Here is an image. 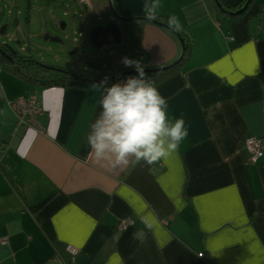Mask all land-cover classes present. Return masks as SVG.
Returning a JSON list of instances; mask_svg holds the SVG:
<instances>
[{"label":"crops","instance_id":"obj_1","mask_svg":"<svg viewBox=\"0 0 264 264\" xmlns=\"http://www.w3.org/2000/svg\"><path fill=\"white\" fill-rule=\"evenodd\" d=\"M50 1L83 29L115 14L134 18L121 24L130 32L110 69L78 72L103 77L134 68L123 57L154 68L181 55L174 31L136 19L146 14V0H75L79 8ZM239 1L159 0L147 15L163 24L175 15L190 44L181 65L156 83L169 117L183 115L188 136L153 165L120 171L94 162L86 141L101 111L94 84L33 86L0 68V234L8 237L0 264H264V0L229 16ZM31 88L43 128L14 130L8 101ZM246 136L262 140L256 162L243 147ZM146 209L158 223L141 244L132 233L144 228L138 213ZM123 218L132 223L118 231ZM67 244L78 248L73 257Z\"/></svg>","mask_w":264,"mask_h":264},{"label":"clouds","instance_id":"obj_2","mask_svg":"<svg viewBox=\"0 0 264 264\" xmlns=\"http://www.w3.org/2000/svg\"><path fill=\"white\" fill-rule=\"evenodd\" d=\"M159 7V0H146L144 10L154 16ZM169 23L180 30L175 15L169 18ZM122 63L125 67H134L137 74L111 84L105 77L93 85L102 90L101 111L90 124L86 141L95 163L107 162L111 170L129 171L138 165L166 160L178 152L188 136V128L183 115L169 117L167 98L148 78L140 61L123 57ZM138 215L144 228L136 229L132 239L143 244L147 232L154 230L158 220L147 209Z\"/></svg>","mask_w":264,"mask_h":264},{"label":"rangeland","instance_id":"obj_3","mask_svg":"<svg viewBox=\"0 0 264 264\" xmlns=\"http://www.w3.org/2000/svg\"><path fill=\"white\" fill-rule=\"evenodd\" d=\"M73 3L79 8L75 0ZM18 6L21 14L16 13ZM27 7L33 16L29 29L26 25ZM50 13H56L60 19L52 22ZM80 23V18L72 21L70 14L63 15L62 10L55 8V4L50 0H0V43L7 44L13 51L42 63L75 71H82L83 68L89 72L96 71L94 69H110L112 62L120 59L121 51L124 50L113 43L96 48L89 38L94 26L83 29ZM129 32L128 28L125 29L123 37L125 35V38H128ZM45 35L48 36L47 39H44ZM53 37L59 41H52L50 38Z\"/></svg>","mask_w":264,"mask_h":264},{"label":"trees","instance_id":"obj_4","mask_svg":"<svg viewBox=\"0 0 264 264\" xmlns=\"http://www.w3.org/2000/svg\"><path fill=\"white\" fill-rule=\"evenodd\" d=\"M219 3V0H216ZM246 0H241L238 3L234 4L233 6H229V10H233L231 12H235L239 8L243 6ZM231 12H226L229 16H235V14ZM148 17L147 14L141 16V18L136 19H143ZM149 18V17H148ZM157 20H160L159 18ZM161 21V20H160ZM172 31L177 34L179 39H182L181 42V56L170 63L169 67L162 69V70H148L145 71L152 81L158 83L159 81L163 80L165 77L173 73L181 63L187 58L188 54L190 53V44L189 40L186 35L181 30H176L170 23H166ZM0 68L6 69L19 78L23 79L27 84L33 86H51V85H60V86H81L86 87L93 85L97 82L91 81L88 75H85L81 72L72 70L70 68H65L61 66H56L53 64L42 63L35 58L30 56H26L24 54H19L18 52H13L6 44L0 43ZM135 69V68H131ZM128 70V69H124ZM120 70L118 72L124 71ZM114 74V73H113ZM107 75L103 76L102 79L108 77V82L124 79L129 75H136L135 72L131 73H123L118 74L117 76ZM101 79V80H102ZM100 82V81H99ZM98 82V83H99Z\"/></svg>","mask_w":264,"mask_h":264},{"label":"built area","instance_id":"obj_5","mask_svg":"<svg viewBox=\"0 0 264 264\" xmlns=\"http://www.w3.org/2000/svg\"><path fill=\"white\" fill-rule=\"evenodd\" d=\"M89 0H79L85 4ZM232 38V37H231ZM8 105L14 116V130L18 128H35L42 129L43 126L39 117L43 114V108L38 99L37 91L31 88L26 94L19 95L16 98L9 100ZM243 147L249 153V161L256 162L263 154L262 140L258 136H246L243 139ZM132 223L130 218H123L116 224V230L120 231ZM8 243L7 235L0 234V245ZM66 250L73 257L78 248L71 244L66 245ZM203 252H198V256H202Z\"/></svg>","mask_w":264,"mask_h":264},{"label":"water","instance_id":"obj_6","mask_svg":"<svg viewBox=\"0 0 264 264\" xmlns=\"http://www.w3.org/2000/svg\"><path fill=\"white\" fill-rule=\"evenodd\" d=\"M251 1L252 0H246L241 8H239L235 12H231V13H233L235 15L241 13L243 10H245L247 8V6L251 3ZM114 18L115 19L113 21L107 22L104 25H97L91 30V32L89 34V38H90V42L93 44V46H95L96 48H101L102 46L109 45L111 43L119 44V43H121L123 41L124 32H123L121 24L123 23V24L126 25L129 21L133 20L134 18L120 16L118 14H115ZM145 19L149 20V21L156 22V23H158V24H160L162 26H165L166 28L172 30L169 26H167V25H165V24H163L161 22H158V21H156L154 19H151V18H148V17H146ZM62 26H63V23H62ZM47 38H48V36L45 35L44 39H47ZM50 39L52 41H59V39L56 38V37H53V38H50ZM179 41L181 43L182 39H179ZM13 52H16V51H13ZM175 61H177V60H175ZM88 65L89 66H93L92 63H88ZM169 65L170 64L165 65V66L154 67V68H144V70L145 71H148V70H162V69H165V68L169 67ZM135 71H136L135 69H128V70H124V71H121V72H117V73L113 74V76H117L118 74H123V73H131V72H135ZM90 80L94 81V82L101 81V80H95V79H90Z\"/></svg>","mask_w":264,"mask_h":264},{"label":"flooded vegetation","instance_id":"obj_7","mask_svg":"<svg viewBox=\"0 0 264 264\" xmlns=\"http://www.w3.org/2000/svg\"><path fill=\"white\" fill-rule=\"evenodd\" d=\"M72 70H74V69H72ZM82 73V72H81ZM84 74V73H83ZM85 75H87V74H85ZM88 76H91L90 77V79H95V80H101L102 79V76H100V75H93V74H90V75H88Z\"/></svg>","mask_w":264,"mask_h":264}]
</instances>
